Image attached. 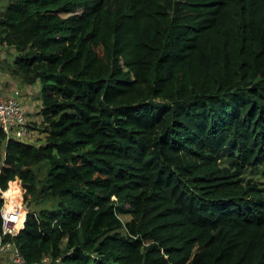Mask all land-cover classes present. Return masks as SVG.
Wrapping results in <instances>:
<instances>
[{
  "label": "trees",
  "instance_id": "1",
  "mask_svg": "<svg viewBox=\"0 0 264 264\" xmlns=\"http://www.w3.org/2000/svg\"><path fill=\"white\" fill-rule=\"evenodd\" d=\"M0 40L45 133L0 127V233L15 179L54 199L26 261L264 264V0H7Z\"/></svg>",
  "mask_w": 264,
  "mask_h": 264
},
{
  "label": "built area",
  "instance_id": "2",
  "mask_svg": "<svg viewBox=\"0 0 264 264\" xmlns=\"http://www.w3.org/2000/svg\"><path fill=\"white\" fill-rule=\"evenodd\" d=\"M6 42L0 40V54L7 47ZM0 56V127L7 136L26 138L30 135L31 124L28 113L19 99V90L9 91L4 86ZM21 190L19 198H21ZM4 203L1 207L2 229L0 233V264H4V256L8 264H51V259L43 256L39 261L29 263L20 252L14 235L24 226L26 210H23L22 201L17 197L11 199L6 191L2 190ZM14 200V201H11Z\"/></svg>",
  "mask_w": 264,
  "mask_h": 264
},
{
  "label": "crops",
  "instance_id": "3",
  "mask_svg": "<svg viewBox=\"0 0 264 264\" xmlns=\"http://www.w3.org/2000/svg\"><path fill=\"white\" fill-rule=\"evenodd\" d=\"M12 47H5L0 56L1 58H5L7 56L5 54V51L7 49H11ZM16 54V51L14 49V56ZM13 56V58H14ZM1 59V60H2ZM3 61V60H2ZM2 75L4 79V86L9 90L12 91L13 89H18L20 94H19V99L22 105L25 107L31 125L32 129L29 135V140L32 141L35 144L42 143L45 138V133L40 129L41 126V121H42V115L40 114V109L42 106V100H41V95H40V83L39 81H36L33 84H27L24 82L21 78L20 75L17 73L11 74L10 72L8 73V70L5 67V64L2 65ZM7 67V65H6ZM4 264H8V260L6 256H4V260L2 261Z\"/></svg>",
  "mask_w": 264,
  "mask_h": 264
},
{
  "label": "rangeland",
  "instance_id": "4",
  "mask_svg": "<svg viewBox=\"0 0 264 264\" xmlns=\"http://www.w3.org/2000/svg\"><path fill=\"white\" fill-rule=\"evenodd\" d=\"M6 3H7V0H0V11H2L5 8ZM5 54L7 56H5V58L2 59L3 61L1 60V63L2 64H5V67L4 68H6L8 70V73L10 72L11 74H14V65H13L14 48L12 47L10 50L7 49L5 51ZM6 65H7V67H6ZM1 68H3L2 65H1ZM46 167H47V162L46 161L41 162L37 166V174H38V177H39V180L40 181H42V179H43V177L45 175V169H46ZM244 175H245V177H252L254 179H259L260 181H264V174H261L259 172H257V173H251L249 171H246L244 173ZM15 180H16V185H15V189H14V191H13L12 194L14 195L15 192L19 188L21 189V193L22 194H21L20 200H18V201H22L23 210H26V212H27V210L29 208L40 209L41 207H50V206L53 205L54 199L51 198V197H45L43 195L42 196L39 195V196H37L35 198H31L29 200H25L24 199V188H23V186L21 184V181L19 180V178L15 179ZM10 184L11 183H9V187H10ZM18 192H19V190H18ZM119 217H120V219L123 222H125V221L128 220V216L125 215L124 212H120L119 213ZM121 224L120 225H116L115 226V229H117V230H120L121 229V231H125L124 226L121 225ZM62 244H64V238L61 240V245ZM45 256H47L48 258L51 259V254L46 253ZM55 261L56 260L54 259L53 262H55Z\"/></svg>",
  "mask_w": 264,
  "mask_h": 264
},
{
  "label": "clouds",
  "instance_id": "5",
  "mask_svg": "<svg viewBox=\"0 0 264 264\" xmlns=\"http://www.w3.org/2000/svg\"><path fill=\"white\" fill-rule=\"evenodd\" d=\"M27 213V212H26Z\"/></svg>",
  "mask_w": 264,
  "mask_h": 264
}]
</instances>
